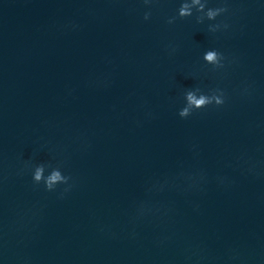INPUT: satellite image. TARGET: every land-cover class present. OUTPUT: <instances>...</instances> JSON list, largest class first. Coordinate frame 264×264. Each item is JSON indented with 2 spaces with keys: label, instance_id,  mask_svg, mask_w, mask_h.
I'll list each match as a JSON object with an SVG mask.
<instances>
[{
  "label": "clouds",
  "instance_id": "1",
  "mask_svg": "<svg viewBox=\"0 0 264 264\" xmlns=\"http://www.w3.org/2000/svg\"><path fill=\"white\" fill-rule=\"evenodd\" d=\"M151 0H144L145 4H149ZM196 7L197 11L204 12L205 4L201 3V0H191V3L184 2L178 10L179 17H187L192 15V8ZM226 11L225 8L208 9L205 13L209 20L215 19L217 15L221 12ZM150 13H145L144 19H149ZM204 17H198V22H202ZM172 23L173 20L168 21ZM215 28H210V31H214ZM222 54L218 53L216 50H208L203 56V60L210 65L216 67H222L221 64ZM185 106L179 111V116L181 118H187L192 114L194 110H200L207 108L209 105L222 106L225 103L224 93L220 90H214L210 95L204 94L199 88L194 90H188L185 93ZM46 165L39 164L34 167L33 170V181L35 184L43 182L45 189L47 191L55 190L56 186L59 184L67 185L71 177L62 174L59 167H54L50 173L45 176ZM65 188L64 191H68Z\"/></svg>",
  "mask_w": 264,
  "mask_h": 264
}]
</instances>
